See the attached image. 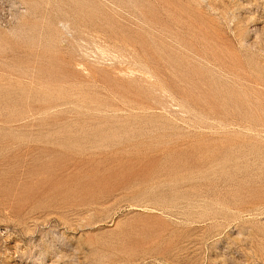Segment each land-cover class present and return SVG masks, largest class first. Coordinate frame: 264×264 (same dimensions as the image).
Instances as JSON below:
<instances>
[{
  "label": "rangeland",
  "instance_id": "obj_1",
  "mask_svg": "<svg viewBox=\"0 0 264 264\" xmlns=\"http://www.w3.org/2000/svg\"><path fill=\"white\" fill-rule=\"evenodd\" d=\"M0 264H264V0H0Z\"/></svg>",
  "mask_w": 264,
  "mask_h": 264
}]
</instances>
